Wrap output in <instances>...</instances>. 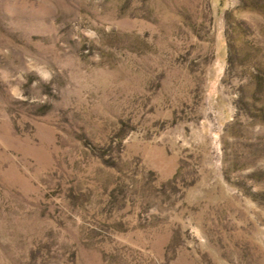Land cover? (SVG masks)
<instances>
[{"label": "rangeland", "instance_id": "rangeland-1", "mask_svg": "<svg viewBox=\"0 0 264 264\" xmlns=\"http://www.w3.org/2000/svg\"><path fill=\"white\" fill-rule=\"evenodd\" d=\"M0 264H264V0H0Z\"/></svg>", "mask_w": 264, "mask_h": 264}]
</instances>
